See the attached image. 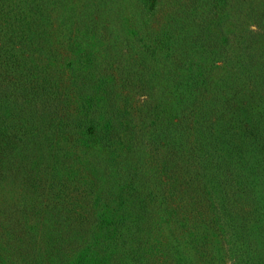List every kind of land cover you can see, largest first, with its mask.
<instances>
[{
    "label": "rangeland",
    "instance_id": "374dc122",
    "mask_svg": "<svg viewBox=\"0 0 264 264\" xmlns=\"http://www.w3.org/2000/svg\"><path fill=\"white\" fill-rule=\"evenodd\" d=\"M48 1L93 33L94 73L63 157L15 158L0 264H264V30L219 0L182 49L155 33L177 0ZM91 103L120 135L87 130Z\"/></svg>",
    "mask_w": 264,
    "mask_h": 264
},
{
    "label": "trees",
    "instance_id": "16d2710c",
    "mask_svg": "<svg viewBox=\"0 0 264 264\" xmlns=\"http://www.w3.org/2000/svg\"><path fill=\"white\" fill-rule=\"evenodd\" d=\"M234 1L226 0L232 8ZM217 2L177 0L169 8L166 24L155 31L157 42L185 48L183 41L188 45L192 39L188 42L187 37H178L176 29L202 28V13L219 9ZM236 5L235 11L264 30V0H239ZM76 24L81 26V20L66 17L48 0H0V190L5 179L17 174L20 166L15 158H45L46 152L62 158L73 128H77L75 133L81 132L83 126L74 124L73 115L84 108L80 79L93 76L87 63L95 52L82 48L83 42H91L93 33L81 34ZM109 85L115 86L112 81L97 86L104 90ZM94 92L91 84L88 95L93 97ZM85 112L83 122L87 121V130L98 141L103 136L120 135L111 125L103 135L93 128L94 104ZM86 138L85 134L81 138L84 143ZM2 222L0 217V225ZM8 234L12 247L17 244L23 251L35 250L34 243L15 238L13 230Z\"/></svg>",
    "mask_w": 264,
    "mask_h": 264
}]
</instances>
